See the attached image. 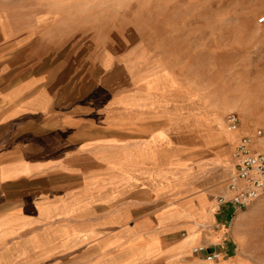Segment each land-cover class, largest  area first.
<instances>
[{"label": "crops", "instance_id": "1", "mask_svg": "<svg viewBox=\"0 0 264 264\" xmlns=\"http://www.w3.org/2000/svg\"><path fill=\"white\" fill-rule=\"evenodd\" d=\"M128 27L105 0H0V264H264L245 240L264 197L219 202L250 129L228 131L193 79L190 38L130 43ZM209 141L230 167L196 179Z\"/></svg>", "mask_w": 264, "mask_h": 264}, {"label": "rangeland", "instance_id": "2", "mask_svg": "<svg viewBox=\"0 0 264 264\" xmlns=\"http://www.w3.org/2000/svg\"><path fill=\"white\" fill-rule=\"evenodd\" d=\"M105 3L114 10L126 11L130 43L140 35L156 44L173 37L190 38L193 50L200 48L192 54L193 79H204L208 90L218 94L224 107L221 119L237 113L242 125L250 129L249 134L261 129L264 138V22L259 21L264 17V0H105ZM219 116L211 115L213 121L219 120ZM196 143L199 142L194 141L193 145ZM228 146L231 144L209 141L201 155L195 147L192 162H207V168L193 170L196 179L221 173L225 177L231 159L220 163L215 160L228 154ZM221 184L226 183L222 180ZM224 223L229 228L230 217H225ZM245 240L247 247L264 260V221Z\"/></svg>", "mask_w": 264, "mask_h": 264}, {"label": "built area", "instance_id": "3", "mask_svg": "<svg viewBox=\"0 0 264 264\" xmlns=\"http://www.w3.org/2000/svg\"><path fill=\"white\" fill-rule=\"evenodd\" d=\"M264 22V17L259 20ZM226 128L230 132L241 129V118L237 113L226 116ZM262 137V130L255 135H244L233 150L234 173L229 182L230 195L219 197L220 203H230L236 209H245L253 201L264 197V149L256 148L255 138ZM192 254L200 260H218L219 250L207 246L192 248Z\"/></svg>", "mask_w": 264, "mask_h": 264}]
</instances>
